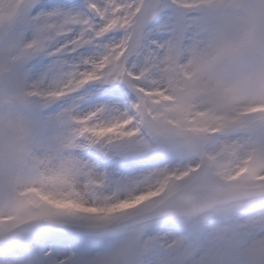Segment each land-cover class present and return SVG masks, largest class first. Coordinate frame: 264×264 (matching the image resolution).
I'll return each instance as SVG.
<instances>
[{"label": "rangeland", "instance_id": "374dc122", "mask_svg": "<svg viewBox=\"0 0 264 264\" xmlns=\"http://www.w3.org/2000/svg\"><path fill=\"white\" fill-rule=\"evenodd\" d=\"M52 2L0 0V235L32 221L102 226L150 207L202 161L174 136H204L226 182L264 180V116L253 128L234 115L264 105L243 0H161L144 26L143 0L35 12ZM203 125L222 129L209 137ZM175 224L190 243L167 221L104 237L38 228L1 246L0 264H264V200Z\"/></svg>", "mask_w": 264, "mask_h": 264}, {"label": "water", "instance_id": "95a60500", "mask_svg": "<svg viewBox=\"0 0 264 264\" xmlns=\"http://www.w3.org/2000/svg\"><path fill=\"white\" fill-rule=\"evenodd\" d=\"M158 5L159 0L146 1V6L141 16L142 24L148 23L153 19ZM244 11L251 21L253 49L255 52L264 55V39H262V37H264V0H246ZM5 34V29L0 31V40ZM190 140L198 148V141L194 138H190ZM262 196H264V185L254 188L227 186L216 179L212 175L210 165L204 163L191 183L174 192L154 208L130 216L116 224L95 229H84L64 225H49L41 222L30 223L0 237V244H3L20 233L26 232L35 227L47 226L59 231L78 234H111L133 229L155 220L174 218L189 214V212H193V210L186 205L188 202H198L201 207L200 212H203L215 207L255 199Z\"/></svg>", "mask_w": 264, "mask_h": 264}, {"label": "snow or ice", "instance_id": "6c2138e0", "mask_svg": "<svg viewBox=\"0 0 264 264\" xmlns=\"http://www.w3.org/2000/svg\"><path fill=\"white\" fill-rule=\"evenodd\" d=\"M45 8L76 11L81 8V4L80 0H53L52 3L37 5L35 12L39 13L41 9Z\"/></svg>", "mask_w": 264, "mask_h": 264}, {"label": "bare ground", "instance_id": "6f19581e", "mask_svg": "<svg viewBox=\"0 0 264 264\" xmlns=\"http://www.w3.org/2000/svg\"><path fill=\"white\" fill-rule=\"evenodd\" d=\"M192 202H189V204H191Z\"/></svg>", "mask_w": 264, "mask_h": 264}, {"label": "clouds", "instance_id": "9594fccd", "mask_svg": "<svg viewBox=\"0 0 264 264\" xmlns=\"http://www.w3.org/2000/svg\"><path fill=\"white\" fill-rule=\"evenodd\" d=\"M262 39H264V37H262Z\"/></svg>", "mask_w": 264, "mask_h": 264}]
</instances>
